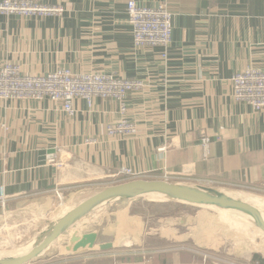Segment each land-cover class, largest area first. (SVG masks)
<instances>
[{"label": "crops", "instance_id": "1", "mask_svg": "<svg viewBox=\"0 0 264 264\" xmlns=\"http://www.w3.org/2000/svg\"><path fill=\"white\" fill-rule=\"evenodd\" d=\"M39 1L64 10L44 17L0 14V68L14 64L30 76L59 69L102 73L141 79L147 86L129 93L124 115L112 99L96 98L89 107L77 98L72 116L48 99H0V187L9 213L79 203L92 186L101 190L133 176L264 190V111L236 102L231 82L246 68L264 70V0H133L145 7L164 4L172 14V42L165 57L160 47H135L128 0ZM122 117L136 125L137 133L109 136L107 126ZM204 135L210 137L206 156L200 140ZM125 168L130 176L120 173ZM233 195L264 209L262 199ZM204 214L193 217L198 226L188 234L175 221H165L158 236L161 246L150 248L143 219L118 211L101 230L73 233L95 231L97 242H111V249L70 253L93 252L80 264L230 263L203 259V250L220 252L223 242L235 236L226 237L217 227L204 241L203 223L199 228ZM244 240L233 248L234 255L244 254L243 264H256L251 262L256 252L264 258L263 249L250 252Z\"/></svg>", "mask_w": 264, "mask_h": 264}, {"label": "built area", "instance_id": "2", "mask_svg": "<svg viewBox=\"0 0 264 264\" xmlns=\"http://www.w3.org/2000/svg\"><path fill=\"white\" fill-rule=\"evenodd\" d=\"M60 5H47L39 0H0L1 15L20 16H59L63 12ZM127 22L131 26L135 47H160L166 56V49L172 42V14L164 4L156 7L139 6L133 0L126 2ZM233 99L248 104L254 111H264V70L246 68L231 77ZM147 86L141 79H122L102 73H72L59 69L44 75H23L17 65L6 63L0 68V99H29L59 102L63 111L72 116L75 113L73 102L79 98L92 107L96 98L112 99L118 103L119 113L127 111V97L130 92ZM109 136H131L137 133L135 124L125 117L118 123L107 126ZM204 155H207L210 137H201ZM120 173L132 174L130 169ZM135 179L127 178L128 180ZM126 181V180H123ZM0 203L4 206L7 197L0 187ZM206 259V258H205Z\"/></svg>", "mask_w": 264, "mask_h": 264}, {"label": "rangeland", "instance_id": "3", "mask_svg": "<svg viewBox=\"0 0 264 264\" xmlns=\"http://www.w3.org/2000/svg\"><path fill=\"white\" fill-rule=\"evenodd\" d=\"M124 180L127 181V179ZM121 182L125 181L121 180L119 183ZM103 187L101 188L103 189ZM105 187H107V185ZM97 190H99L98 187L92 186L90 190L85 191L86 193L82 195V199L87 196L88 193L90 196L97 192ZM225 191L229 192L230 194L242 192L248 195H253L256 198L262 199L264 204V190L262 188H230L226 189ZM235 196L239 197L237 195ZM61 203L56 204L57 206L55 205L56 207L51 211L49 210L50 207H48L47 210H44V212L41 211L42 213H31L30 211L25 210L24 214L22 215L20 214V212L15 214L9 213L7 211L8 204L5 203L4 206H1L0 203V252L15 251L30 245L31 242H33L34 239L46 228L49 222L53 221L69 207L76 205L77 201L72 200L65 205ZM207 209L212 210V212H209ZM123 210H127L131 213V215L140 216L143 219L144 229L147 235V242H149V245L146 246L150 248L161 246V243H159L161 242V239L158 238V236L161 233V228L164 227L165 221H175V225L178 226L181 231L187 232L188 234L190 233L191 229L195 230L198 226V224L193 220V217H196L197 214L205 211L208 214H204L207 216H204V219L201 221L199 226V228H201L203 223L202 230L205 235L204 241L207 239L209 234H211V232H213V230L217 227L222 234H225L226 237L227 235H229L230 237L232 235L235 236L232 237V239H226L223 242V246L218 249L220 252L209 249V251L203 250V259H219V261L230 262L226 264H243L241 262V259L242 257H244V254H233V248L235 247V244L238 243V239L240 238H244V241H247L246 244H249L247 245V247H250V252L251 250L255 249H263L264 251V240H260L264 238V232L261 231L252 222L241 218L238 219L233 215H228L226 213L216 211L212 208H200L187 204L174 203L171 200L163 198L162 196L152 195L137 198L134 201L132 200L131 202H123L116 206H113V204H109L97 209L96 211L92 212L91 214L87 215L85 218L77 222L58 240H55V242L42 255L28 264H80V261L82 260L88 261L89 259H91L90 257L92 256L93 252L87 251L85 253L83 252V254L79 256H73L70 253L71 250L66 249L65 245L67 244L70 235L75 231L82 232L85 229L89 228H99L101 230L108 222H110V219L114 214H116L118 211ZM213 211L215 212L213 213ZM184 214V217L186 218H183V222L181 223L182 227H179V218ZM41 215H44L45 217L41 219ZM32 217H34V219H31ZM184 219L186 220L184 221ZM37 223H40V225L37 226ZM185 227H187V230L185 229ZM115 228L116 226L111 231L115 232ZM189 237L188 241L191 243L192 240H190ZM216 237L217 236L215 235V238H213L212 240H215ZM123 244H125V242ZM128 244L130 245L131 242ZM220 244L221 243H219L218 245ZM69 245L70 244H68L67 246ZM94 248H98V245H95ZM247 255L248 249L246 250V257H248ZM216 256L217 258H215Z\"/></svg>", "mask_w": 264, "mask_h": 264}, {"label": "water", "instance_id": "4", "mask_svg": "<svg viewBox=\"0 0 264 264\" xmlns=\"http://www.w3.org/2000/svg\"><path fill=\"white\" fill-rule=\"evenodd\" d=\"M49 152L53 151L49 150ZM152 195H160L167 200L200 208L236 212L252 219L254 224L264 232V210L223 189L172 183L162 179H132L107 186L69 207L49 222L30 245L15 251L0 252V264H28L42 255L55 240L64 235L77 222L97 209L119 201ZM97 236L95 231L82 235L73 234L70 237V245L66 248L73 252L85 248L92 249L97 244ZM97 245L101 251L109 250L113 246L111 242Z\"/></svg>", "mask_w": 264, "mask_h": 264}, {"label": "trees", "instance_id": "5", "mask_svg": "<svg viewBox=\"0 0 264 264\" xmlns=\"http://www.w3.org/2000/svg\"><path fill=\"white\" fill-rule=\"evenodd\" d=\"M139 198H141V197H139ZM136 199H137V198H136ZM132 200H135V199L119 201V202H117V204H120V203H123V202H124V203H125V202H129V201H132ZM114 205H115V204H114ZM97 244H98V242H97ZM97 244H96V245H97ZM251 262H253V263L256 262V264H264V258H262L259 254L254 253V254L252 255Z\"/></svg>", "mask_w": 264, "mask_h": 264}, {"label": "bare ground", "instance_id": "6", "mask_svg": "<svg viewBox=\"0 0 264 264\" xmlns=\"http://www.w3.org/2000/svg\"><path fill=\"white\" fill-rule=\"evenodd\" d=\"M158 196H160V195H158ZM163 198H164V197H163ZM214 210L219 211V212L226 213V214H228V215H233V216H235V217L238 218V219L241 218V219H244V220L250 221V222H252V223L254 224V222L252 221V219H250V218H248L247 216H244V215H242V214H239V213H236V212H232V211L219 210V209H214Z\"/></svg>", "mask_w": 264, "mask_h": 264}]
</instances>
